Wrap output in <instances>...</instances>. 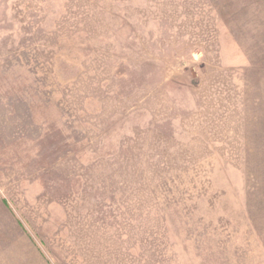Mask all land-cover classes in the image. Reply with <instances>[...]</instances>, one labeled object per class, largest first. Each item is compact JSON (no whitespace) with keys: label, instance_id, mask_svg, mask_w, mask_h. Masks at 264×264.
Listing matches in <instances>:
<instances>
[{"label":"rangeland","instance_id":"obj_1","mask_svg":"<svg viewBox=\"0 0 264 264\" xmlns=\"http://www.w3.org/2000/svg\"><path fill=\"white\" fill-rule=\"evenodd\" d=\"M0 264H264V0H0Z\"/></svg>","mask_w":264,"mask_h":264}]
</instances>
